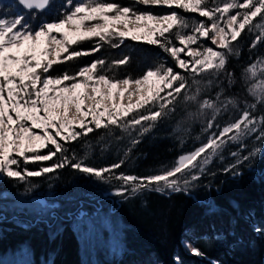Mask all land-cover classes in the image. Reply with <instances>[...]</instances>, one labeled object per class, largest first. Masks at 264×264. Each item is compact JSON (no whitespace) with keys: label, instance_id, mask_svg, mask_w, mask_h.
Instances as JSON below:
<instances>
[{"label":"snow or ice","instance_id":"snow-or-ice-1","mask_svg":"<svg viewBox=\"0 0 264 264\" xmlns=\"http://www.w3.org/2000/svg\"><path fill=\"white\" fill-rule=\"evenodd\" d=\"M50 3L51 0H18L27 10H44ZM136 4L197 13L209 23L195 19L189 22L175 10L163 15L138 11L134 8ZM245 29L258 31L251 48L264 41V0H133V6L108 0H77L73 5V0H66L56 19L42 22L35 29L25 23L21 15L0 18V174L23 181L68 165L102 181L113 178L122 181V186L115 189L118 195L129 191L135 194L145 189L180 192L199 179L205 166L227 143L235 142L240 149H245V139L256 134L255 140L264 145V113L253 115L264 105V57H257L242 73L248 85L247 93L252 97L251 103L244 102L243 109L237 98L223 95V88L216 93L215 100L200 99L214 80L198 77H219L224 72L229 85L234 82L233 73L225 72L226 64L229 56L240 55V50H234L232 44ZM126 37L160 47L187 74L160 62L136 78H110L106 73L127 64L128 56L113 60L108 68H105L104 59H97L80 67L73 75L65 72L53 77L50 74L54 65L94 54L105 43L117 48ZM201 38L210 40L216 47L205 46L200 43ZM85 41H94V46L87 50L75 49ZM182 53L188 59H182ZM125 93L129 97L126 106L104 103L113 100L115 94L123 98ZM133 95L137 97L134 103L131 101ZM181 96L185 103L198 105L197 112L189 113L190 117H204L211 112L202 132L211 130L217 117L230 108L240 113L239 118L219 128L218 135H209L207 142L194 151L179 156L171 167L153 175H116L114 170L119 169L124 160L95 168L76 160L75 156L69 160L65 155L67 149L60 141L67 143L86 136L94 130L91 123L97 129L117 126L129 135L136 131L137 137L143 136L160 118L175 110V103ZM86 100L91 103L86 104ZM89 116L91 122L86 123ZM139 142L138 138L131 140L132 145ZM43 149H47V154H40ZM261 152L262 148L257 146L247 155L239 151L230 153L236 160L224 171L239 175L235 171L237 166L245 162L251 166ZM58 154V162L47 167L37 170L26 167L29 163L50 161ZM21 160L25 165L22 169ZM197 168L200 172L192 173L191 170ZM108 173L112 175L106 176ZM190 250L193 255H203L198 248ZM213 264L220 262L213 261Z\"/></svg>","mask_w":264,"mask_h":264},{"label":"trees","instance_id":"trees-1","mask_svg":"<svg viewBox=\"0 0 264 264\" xmlns=\"http://www.w3.org/2000/svg\"><path fill=\"white\" fill-rule=\"evenodd\" d=\"M65 2L51 0L44 10H27L18 4V0H0V18L21 15L24 22L35 29L42 22L56 19ZM76 2L73 0V5ZM108 2L133 6V0ZM134 8L158 15L175 10L189 21L195 19L209 23L197 13L181 9L142 4H136ZM256 35L245 29L238 40L233 42L240 50V55L228 57L225 72L233 73L234 82L229 85L222 72L217 83L212 85L214 91L223 88L225 94L240 102L249 101L242 77V61L264 55V41H260L255 48L250 47ZM203 40L205 45L214 47L210 40ZM93 46L94 41H85L75 46V49L87 50ZM176 46H180L178 42ZM181 55L185 56L183 53ZM125 56L130 57L128 63L108 71L106 74L110 78H136L160 62L172 67L174 71L187 74L160 47L143 40L134 41L130 37L124 38L117 48L105 43L94 54L54 65L50 74L58 76L67 72L73 75L80 67L97 59H104L107 62L105 68H108L113 60ZM189 113L195 111L190 109L189 103H185L181 96L176 101L175 110L160 118L151 131L143 136L137 137L136 131L129 135L117 126L97 129L92 124L90 126L94 130L86 136L67 143L60 142L67 149L65 155L69 160L75 156L76 160L95 168L124 160L121 167L114 170L116 175H153L171 167L180 155L207 142L208 134L202 132L205 123L195 121L196 118L190 117ZM227 116L228 112L217 117L215 124L219 127L215 128V133L218 134L219 128L235 120L239 113ZM255 135L245 139V149H240L238 143H227L220 154L205 166L199 179L192 181L187 190L180 192L145 189L135 194L129 191L122 195H108V190L120 186V180L113 178L102 181L68 165L31 177L41 179L48 176L49 180L45 182L51 184L54 194L60 195L47 198L56 209L48 219H36L15 206L4 204V199L13 200V197L0 196V256L24 250L28 255L27 264H213V261H219L220 264H264V231H255L257 228L264 229V145L255 140ZM133 138H138L140 142L132 145ZM257 146L262 148V152L254 164L250 166L249 162H245L238 165L235 171L239 175L224 171L235 163L236 158L230 153L239 151L247 155L248 151ZM59 159L58 154L50 161L37 165L29 163L27 168L35 170L47 167ZM14 188L8 189L9 192L14 193ZM181 188L184 186L181 185ZM2 190L0 186V192ZM98 212L108 213L112 221L118 219L120 226L115 234L116 248L101 245L92 253L89 247L83 248L69 219L80 213L93 216ZM98 225L99 222L96 223ZM98 228L104 239L107 229L104 225ZM95 236V240L99 241L100 238ZM183 239L191 241L203 255L189 252Z\"/></svg>","mask_w":264,"mask_h":264},{"label":"rangeland","instance_id":"rangeland-1","mask_svg":"<svg viewBox=\"0 0 264 264\" xmlns=\"http://www.w3.org/2000/svg\"><path fill=\"white\" fill-rule=\"evenodd\" d=\"M239 2H243V1L239 0ZM234 13H235V10H232L231 14H234ZM156 15H158V14H156ZM189 22H191V21H189ZM256 22H259V18H256ZM186 31H188V30H186ZM252 33L258 34V31H253ZM200 43L205 45L203 38H201ZM205 46H207V45H205ZM193 47H196V46L193 45ZM215 47L216 46L214 45L213 48H215ZM232 47L234 50L237 49L236 44H232ZM257 57H264V55L254 56L250 59L247 58L244 62L242 61L243 71L249 64L253 63V61H255L257 59ZM181 58L182 59H188L187 56H182V55H181ZM243 63L245 65H243ZM53 77H55V76H53ZM198 78H201L204 80L213 79L214 80L213 85H214L217 83L216 81H217L218 77L204 76V77H198ZM245 85H246V89H247L248 85L246 83H245ZM213 89H214V87L211 86L210 88L203 91L200 99L202 100L205 97H207L208 99L215 100L216 99V93L219 91L218 90L214 91ZM223 95L232 97L228 94H225L224 92H223ZM246 96L249 99V101H247V102L251 103L252 97L249 96L248 93H246ZM136 99H137V97L135 95H133L131 97V101L133 103L135 102ZM237 101H238L239 107L241 109H243L245 106L244 105L245 101L240 102V100H238V99H237ZM114 102L115 103H123L126 106L129 103V97H128L127 93H125L123 98H121L119 96V94H115L113 100H105L104 101V103L108 104L109 106ZM85 103L87 104V103H91V102L86 100ZM189 105H190V109H194V111L197 112V108H198L197 104L189 102ZM237 113H239V112L236 111L235 109L230 108L228 111L227 117H232ZM262 113H264V105L259 106L256 109V111L253 112V115L259 116ZM239 115H240V113H239ZM210 117H211V112L209 111L206 116L199 117V118H196L194 120L203 124V123H205V120L210 118ZM237 118H239V116ZM85 122L86 123L91 122V116L87 117ZM92 124H94V123H91L90 125H92ZM216 125L217 124H215L211 130H209L208 132H204V133L208 134V136L215 133ZM34 130L40 131L38 129H34ZM77 130H78V128H77ZM215 134H217V133H215ZM57 139H59V138H57ZM49 147H52V146L49 145ZM194 150H192V151H194ZM192 151H190V152H192ZM190 152H186V153H190ZM186 153H184V154H186ZM40 154H47V149L40 150ZM184 154H182V155H184ZM198 159H201V158H198ZM39 163L40 162L31 163V164L37 165ZM27 166L28 165H26V167ZM23 167H25V165L23 164V161L21 160V169ZM37 169H35V170H37ZM197 170H200V169L199 168L192 169L191 171H192V173H196ZM185 178H190V177H185ZM9 179L10 178H7V177L3 176L2 174H0V186L3 187V190L0 192V196L5 195V197H6V195H7L10 197H13V200H8V199L5 200L4 199L5 205H7L9 207L15 206L17 209H20V211L23 210L26 213H28V215L30 217H34L36 219H45V218L48 219L51 215L54 214L56 207L51 201L47 200V198L52 199L53 197H59L60 195L54 194L55 192H54L53 188L51 187V184L45 182V181L49 180L48 176H44L41 179H36V178L32 179L31 177H27L26 180H23V181L17 180L15 178H14V180L9 181ZM122 184H123V182L120 181V186H118L117 188H120L122 186ZM11 187H15L14 193L9 192L8 189H10ZM117 188H112V189L108 190L107 191L109 193L108 195L116 194L115 189H117ZM112 219L113 218L108 213L98 212L97 215L94 214L93 216L86 215L84 213L73 215L70 217L69 221L71 223V226L74 228L76 234L80 238V241L82 243L83 248L85 249V248L89 247L93 253V251H95L101 245H105V246L107 245L111 249L116 248L117 238L115 237V234L118 233V227L120 226V224H119L118 219H115V221H112ZM97 222H99V225H104V227L107 229V235L104 234L105 235L104 239L102 238L103 237L102 231L100 230V228H98L99 225L96 226ZM95 235H97L98 239L100 238L99 241L95 240L96 239ZM105 239H107V240H105ZM101 241H106V242L104 243ZM183 244L189 252H191V250H190L191 247H195L191 241H188L186 239H183ZM27 260H28V255L24 250L16 251L14 253H9L5 256H0V264H27Z\"/></svg>","mask_w":264,"mask_h":264}]
</instances>
